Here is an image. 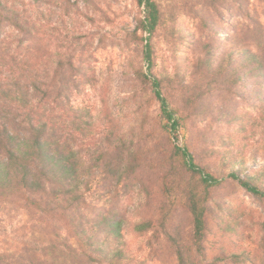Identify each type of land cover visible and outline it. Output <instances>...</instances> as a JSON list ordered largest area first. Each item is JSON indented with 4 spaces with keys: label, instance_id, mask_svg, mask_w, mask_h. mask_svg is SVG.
<instances>
[{
    "label": "trees",
    "instance_id": "1",
    "mask_svg": "<svg viewBox=\"0 0 264 264\" xmlns=\"http://www.w3.org/2000/svg\"><path fill=\"white\" fill-rule=\"evenodd\" d=\"M135 1L141 15L132 34H147V69L141 81L157 101L159 113L145 144H128L123 134L119 143L113 142L109 134L105 145L87 154L83 139L90 123L73 98L81 89L83 67L76 64L73 52L59 51L54 62L36 22L0 0V60L6 68L0 78V208L9 206L10 212L23 216L19 227L0 229V264H133L123 216L99 207L89 194L97 185L141 169L153 168L160 205L149 208L131 229L158 235L179 264H195L193 253L205 255L213 193L224 177L264 199V166L248 171L245 161L232 155L224 160L222 167L228 170L221 176L209 162H202L190 142L180 143L183 132H191L196 100L186 91L175 99L167 78L154 72L152 37L164 25V13L157 0ZM6 26L18 35L12 52L1 34ZM233 41L232 48L220 44L206 50L222 55L210 70L224 77L231 94L240 93L245 105L252 103L250 108L264 113V56L236 36ZM239 86L244 90L238 92ZM250 108H223L213 120L229 126L231 134L246 143L247 125L254 118ZM227 136H221L223 145L232 148L234 140ZM181 208L191 216L189 235L178 223ZM228 259L245 261V256L222 254L214 263Z\"/></svg>",
    "mask_w": 264,
    "mask_h": 264
},
{
    "label": "rangeland",
    "instance_id": "2",
    "mask_svg": "<svg viewBox=\"0 0 264 264\" xmlns=\"http://www.w3.org/2000/svg\"><path fill=\"white\" fill-rule=\"evenodd\" d=\"M4 1L36 22L44 46L54 53V62L59 51L73 52L76 64L83 67L81 89L73 98L90 123L83 139L86 153L95 154L109 134L113 142L119 143L123 134L128 144H145L159 105L141 81L140 74L147 69V34H132L141 15L136 1ZM157 1L164 13V25L152 37L154 72L167 78L166 86L175 93V99L186 91L196 100L189 121L191 132H183L180 143L190 142L201 153L202 162H209L221 176L228 170L222 167L224 160L232 155L245 161L246 170L264 166V113L250 108L252 103L245 105L240 93L231 94L224 77L210 70L222 55L206 51L220 44L232 48L236 36L264 56V0ZM203 19L210 22L209 27ZM1 32L11 46L9 51H14L16 31L6 26ZM3 64L5 61L0 60V78L6 74ZM243 90V86L237 88L238 92ZM223 108H250L254 118L247 125L246 143L231 134L229 126L215 122ZM222 135L231 136L232 148L223 145ZM156 185L153 168H147L110 180L105 186L97 185L89 194L99 207L123 216L126 250L133 264H179L175 252L158 235H140L131 229L149 208L160 205ZM213 194L206 252L203 256L193 253L195 264H215L218 256L231 252L244 254L245 261L228 259L217 264H264V199L228 177ZM9 209L0 208V229L17 228L23 222L20 211ZM190 217L186 210L178 209L179 226L187 235L192 229Z\"/></svg>",
    "mask_w": 264,
    "mask_h": 264
}]
</instances>
